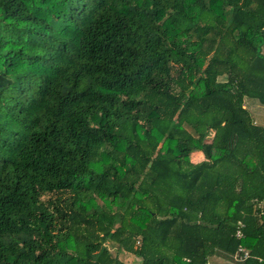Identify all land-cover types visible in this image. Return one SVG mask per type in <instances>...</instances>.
Returning a JSON list of instances; mask_svg holds the SVG:
<instances>
[{"label":"trees","instance_id":"16d2710c","mask_svg":"<svg viewBox=\"0 0 264 264\" xmlns=\"http://www.w3.org/2000/svg\"><path fill=\"white\" fill-rule=\"evenodd\" d=\"M247 100L264 0H0V264H264Z\"/></svg>","mask_w":264,"mask_h":264},{"label":"rangeland","instance_id":"374dc122","mask_svg":"<svg viewBox=\"0 0 264 264\" xmlns=\"http://www.w3.org/2000/svg\"><path fill=\"white\" fill-rule=\"evenodd\" d=\"M245 106L251 110V115L254 120H256L259 124L264 125V107L259 105L257 101L247 100ZM213 133L211 134V137ZM191 159L194 162H197L198 159L194 154L191 155ZM99 204H102L100 200H98ZM110 249L113 257H117L118 260L125 264H141V260L136 258L134 255L126 253L122 251L117 244L107 243L106 244ZM219 264H228V263H219Z\"/></svg>","mask_w":264,"mask_h":264},{"label":"built area","instance_id":"2783aa9c","mask_svg":"<svg viewBox=\"0 0 264 264\" xmlns=\"http://www.w3.org/2000/svg\"><path fill=\"white\" fill-rule=\"evenodd\" d=\"M258 211H259V215H264V201L258 204ZM245 226L246 225L243 221L238 222L236 233H235V236L238 240H243L245 238V233H244ZM250 257L251 255L249 251L243 245H240L238 250L235 252L233 256V259L236 262H244L250 259ZM258 260L260 263L263 262L262 259H258ZM185 261L187 263H190L189 259H186ZM207 264H212V263L207 262Z\"/></svg>","mask_w":264,"mask_h":264},{"label":"crops","instance_id":"0c3cea01","mask_svg":"<svg viewBox=\"0 0 264 264\" xmlns=\"http://www.w3.org/2000/svg\"><path fill=\"white\" fill-rule=\"evenodd\" d=\"M195 156H196V158L198 159V161L196 162V163H198V162H201V161H203L204 160V156H203V154L201 153V152H195V153H193ZM212 264H219V263H229V262H227V261H225V260H223V259H220V258H212V259H210L209 260Z\"/></svg>","mask_w":264,"mask_h":264}]
</instances>
